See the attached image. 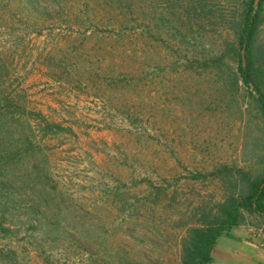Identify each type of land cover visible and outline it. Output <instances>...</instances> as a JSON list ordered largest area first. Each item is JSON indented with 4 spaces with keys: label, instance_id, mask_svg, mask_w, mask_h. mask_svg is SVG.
Returning <instances> with one entry per match:
<instances>
[{
    "label": "rangeland",
    "instance_id": "obj_1",
    "mask_svg": "<svg viewBox=\"0 0 264 264\" xmlns=\"http://www.w3.org/2000/svg\"><path fill=\"white\" fill-rule=\"evenodd\" d=\"M245 1L0 0V97L62 129L36 132L32 171L0 191L11 229L0 264L180 263L192 222L232 189L192 174L264 168V120L247 87L196 63L223 56L237 68ZM255 48L264 65V22ZM11 146L0 140L1 154ZM46 168L59 205L47 212L32 188ZM245 214L264 244V218Z\"/></svg>",
    "mask_w": 264,
    "mask_h": 264
},
{
    "label": "trees",
    "instance_id": "obj_2",
    "mask_svg": "<svg viewBox=\"0 0 264 264\" xmlns=\"http://www.w3.org/2000/svg\"><path fill=\"white\" fill-rule=\"evenodd\" d=\"M255 1L246 0L242 6L243 11L236 20L239 47L233 44L230 45V49L239 59L237 68L225 64L223 56L207 58L196 63L198 68H203L206 72L217 70L223 85L226 87L229 82L237 92L238 84L242 82L252 98L254 109L259 111L264 120V65L258 62L255 48L264 22V0H260L256 8ZM243 48H245V65L242 59ZM3 101L6 104H2ZM20 101L18 96L0 97V105L2 104L0 107V140L10 139L12 145L11 149L4 150L3 154L0 152V191L6 188L10 180L22 179L23 175L32 171L28 168V164L40 149L36 141V132L46 137L48 134L56 135L62 131L61 125L47 121L40 114L27 111L25 108L19 111L16 106ZM13 107L16 109L10 110ZM25 121H33L37 127L32 128L29 123L28 131L17 130L20 123ZM260 155L264 158V154ZM262 161L264 163V159ZM210 177L216 178L222 184H229L232 189L227 192L223 200L214 205V208L201 210L200 216L192 222L187 231V237L182 243L179 264H211L218 240L234 227L249 224L245 213L264 218V168L254 175L242 168L220 165L209 173L192 174V179L195 181H205ZM36 178L32 188L33 191L38 190L39 194L38 197L33 194V197H35L37 207L47 212V208L54 203L51 201L54 198H50L51 193L56 190L54 179L49 168H46L42 175H37ZM2 193L0 192V206L2 205ZM14 194L15 192H6V197H4L6 199L4 216L8 218H12L8 215L9 211L11 213L12 210L18 209V202L13 198ZM42 203L44 206H41ZM54 205L57 204L54 203ZM3 220V217H0V233L8 235L11 229L4 227Z\"/></svg>",
    "mask_w": 264,
    "mask_h": 264
},
{
    "label": "crops",
    "instance_id": "obj_3",
    "mask_svg": "<svg viewBox=\"0 0 264 264\" xmlns=\"http://www.w3.org/2000/svg\"><path fill=\"white\" fill-rule=\"evenodd\" d=\"M249 224L234 227L221 237L211 264H264V244L252 233Z\"/></svg>",
    "mask_w": 264,
    "mask_h": 264
},
{
    "label": "water",
    "instance_id": "obj_4",
    "mask_svg": "<svg viewBox=\"0 0 264 264\" xmlns=\"http://www.w3.org/2000/svg\"><path fill=\"white\" fill-rule=\"evenodd\" d=\"M259 2H260V0H256L255 1V8L259 5ZM242 59H243V63H244V65L246 64V59H245V48H243V50H242Z\"/></svg>",
    "mask_w": 264,
    "mask_h": 264
},
{
    "label": "built area",
    "instance_id": "obj_5",
    "mask_svg": "<svg viewBox=\"0 0 264 264\" xmlns=\"http://www.w3.org/2000/svg\"><path fill=\"white\" fill-rule=\"evenodd\" d=\"M258 238L261 236V233L260 234H256V233H254Z\"/></svg>",
    "mask_w": 264,
    "mask_h": 264
}]
</instances>
